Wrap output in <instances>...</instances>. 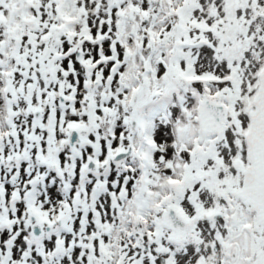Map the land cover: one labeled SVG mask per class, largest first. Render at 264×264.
Segmentation results:
<instances>
[{
	"label": "snow or ice",
	"instance_id": "snow-or-ice-1",
	"mask_svg": "<svg viewBox=\"0 0 264 264\" xmlns=\"http://www.w3.org/2000/svg\"><path fill=\"white\" fill-rule=\"evenodd\" d=\"M0 264H264V0H0Z\"/></svg>",
	"mask_w": 264,
	"mask_h": 264
}]
</instances>
